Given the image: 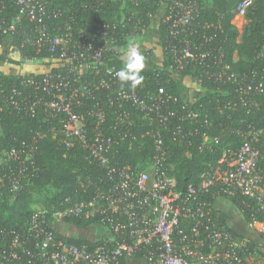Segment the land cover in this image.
<instances>
[{
	"label": "built area",
	"instance_id": "2783aa9c",
	"mask_svg": "<svg viewBox=\"0 0 264 264\" xmlns=\"http://www.w3.org/2000/svg\"><path fill=\"white\" fill-rule=\"evenodd\" d=\"M12 1L18 11L15 23L22 17L34 22L33 31L38 34L39 40L47 41L49 49L58 52L57 61L70 67L68 71L52 72L46 66L38 77L30 74L32 72H14L21 76L18 85L5 87L0 81V99L20 109L17 99L20 96V104L25 102L29 114L42 108L52 117H57L59 126L50 128L52 134L59 131L66 147L78 143L86 149V159L106 169V182L95 184L90 181L95 189L92 198L87 201L69 202L66 198V205L52 211L34 205L27 223L17 230L8 232L0 226V264H128L133 259L144 264H254L252 260L262 248L260 241L235 235L226 222H220L218 209L205 195L211 186L216 187L215 198L230 200L237 194L242 195L252 200L256 211L264 215L261 150L264 148V130H256L250 124L245 131L237 129L236 134L243 137L241 145L234 150L224 149L217 163L201 173L197 185L189 184L184 192L177 191L175 176L167 163L161 128L179 141L185 136L200 134L199 130L184 131L183 127L185 121L199 118L202 119L198 120L200 123L207 124V116L202 115L200 105L196 108L183 105L181 108L184 111L178 112L173 106L178 97L167 92L163 86H158L154 95L145 100L138 93L137 78L129 75L126 79L127 72L114 68L107 69V79L83 77L88 71L98 75L103 67L107 68L108 60L115 55L122 57L131 38L127 36L125 43L116 45L115 25L104 21L94 23L90 35H83L80 30L77 37H73L70 26L51 29L47 24V18H57L61 12L55 9L48 13L46 0ZM253 2L240 0L236 17H244ZM97 5H90L89 8L98 10ZM163 8L160 20L167 24L168 32L165 44L161 46L163 59L176 69L194 62L208 67L209 52H197V47L186 35L191 20L197 16L194 1L171 0ZM125 20L121 17L119 24ZM1 23L0 20L1 33L14 31L13 23L4 27ZM140 34L141 26H137L134 36ZM32 61L20 59L18 67ZM224 69H227L225 64L219 73H212V77L221 82L236 83L240 94H249L253 79L245 84L242 77L227 74ZM195 82L200 86V80L195 79ZM99 88L111 91L107 97L108 104L120 108L115 115L118 125L134 123L129 111L124 108L126 103L139 109L140 119L142 112L143 118L148 121L144 134L153 139L154 155L145 168L139 169L128 163H111L119 142L129 139L131 143L135 135L111 132L110 129L114 131L116 126L105 127L106 114L100 103L87 104L92 93ZM27 90L33 92L32 99L28 98ZM254 90L263 92V83L258 82ZM240 101L246 104L245 99ZM173 120L177 122L173 124ZM202 136L201 146L212 149L206 134L202 133ZM41 137L37 133L30 145L0 150V163L8 160L17 162L8 176L0 174L2 183L8 179L10 190H22L38 170L33 155L35 141ZM65 217L93 219L105 234L90 243H74L69 240L72 238L68 232L57 228V221L71 227L64 221ZM255 223L264 225V220L253 221ZM259 231L264 239V230Z\"/></svg>",
	"mask_w": 264,
	"mask_h": 264
},
{
	"label": "trees",
	"instance_id": "16d2710c",
	"mask_svg": "<svg viewBox=\"0 0 264 264\" xmlns=\"http://www.w3.org/2000/svg\"><path fill=\"white\" fill-rule=\"evenodd\" d=\"M1 1L4 6L0 9L1 24L4 27L13 23L14 31L8 34L0 32V60L18 67L20 59L27 58L35 62L41 61L52 72L68 71L67 68L70 65L57 61L58 52L51 51L47 41L39 40L38 34L33 31L36 24L26 17H22L15 23V16L18 13L15 3L12 0ZM170 1L46 0L45 6L48 13H52L55 9L61 12L60 16L47 18L46 22L51 29L70 26L73 37H77L80 30L83 35H90V32L94 30L92 26L97 21L114 24L117 39L115 44L120 45L126 42L124 38L127 36L132 39V36L136 34L137 26H141V32L146 29L162 6H168ZM193 1L197 16L191 20L186 35L197 47V52H209L208 67L199 66L194 62L182 69H176L162 59L161 63L145 68L128 64L120 55H115L108 60L107 68L103 67L98 75L90 71L83 75L94 80L100 77L106 78L109 77L107 69L114 68V70L127 72L126 79L129 75H133L140 81L138 93L145 100L154 95L158 86H163L167 92L178 97V101L173 104L178 112L184 111L181 108L183 105L192 108L200 105L202 115L207 116V124L200 123L201 121L198 120H202L201 118L183 123L184 131L199 130L200 134L188 135L179 141L172 133L161 128L164 149L167 151V163L175 176L176 189L179 192H184L189 184L197 185L201 173L211 169L217 163L224 149L234 150L241 145L243 137L236 134L237 129L245 131L250 124L256 130H264V90L263 92L254 90L258 82H262L264 86V0H254L247 8L242 27L233 24L236 7L240 0ZM98 3L103 4L98 6ZM90 5H97L99 9L93 10L89 8ZM121 17L127 20L119 24ZM166 28L167 24L159 18L157 33L161 46L165 44L168 36ZM13 53H17L18 56L12 55ZM215 61L220 64L214 65ZM224 64L227 66V69H224L225 73H234L242 77L245 84L253 79L249 94H240L236 83L221 82L212 77L211 74L219 73ZM30 74L38 77L39 73ZM185 78L194 82L195 79L200 80L198 94L194 100H184L180 96L177 81ZM20 79L19 74L6 72L0 74V81L5 87L12 84L18 85ZM26 94L30 96L29 99L34 96L31 90H27ZM110 95L111 91L99 88L92 93L87 104L100 103L106 114L105 127L116 126L114 131L110 129L111 132L135 135L131 143L129 139L119 142L112 154L114 158L111 163H128L143 169L154 155L153 139L150 135L144 134L148 128V121L143 118L142 112L140 119L139 109L131 103H126L124 108L129 111L134 123L118 125L115 115L120 108L108 104L107 97ZM17 99L20 109L13 108L0 99L2 107L0 109V150L30 145L37 133H40L42 137L35 141L36 150L33 157L38 170L30 178V182L22 190L15 192L10 190L7 178L3 183L0 181V226L8 232L17 230L27 223L34 205H40L49 211L60 210L66 205L64 202L66 198L69 202L87 201L93 196L95 189L93 183L106 182V169L89 162L86 159V149L78 143L66 147L63 143V135L59 131L55 135L52 134L50 128L59 126L57 117H52L42 108H37L33 114H29L25 102L20 104V96ZM241 99H245L246 104H243ZM176 122L177 120L172 121L173 124ZM202 133L206 134L212 149L201 146ZM261 150L264 163V148ZM16 163L13 160L0 163V174L5 173L8 176ZM262 167L264 168V164ZM216 196V187L211 186L205 197L214 202ZM230 201L247 224L264 220L263 213L256 211L252 200L237 194ZM216 212L220 222L227 221L225 212L219 209ZM64 221L71 227L101 228L95 225L93 219L65 217ZM230 230L235 235L243 237L233 229L230 228ZM71 238L69 240L77 244L91 241L80 237ZM263 243L264 240L260 243L261 247H264Z\"/></svg>",
	"mask_w": 264,
	"mask_h": 264
},
{
	"label": "crops",
	"instance_id": "0c3cea01",
	"mask_svg": "<svg viewBox=\"0 0 264 264\" xmlns=\"http://www.w3.org/2000/svg\"><path fill=\"white\" fill-rule=\"evenodd\" d=\"M163 6L156 14L157 17H154L153 20H151V24L147 27L145 31H143L140 35H138V39L135 41L128 42L127 46L125 47V50L123 51L122 59L126 61L128 64L137 65L140 67L149 68L153 64H159L162 62V49L160 45V41L158 38L157 33V26L160 16L163 13ZM242 19L243 17H235L233 20V24L237 27H242ZM142 40V41H141ZM149 40V41H147ZM12 55L18 56L17 53H13ZM143 58H142V57ZM0 70L2 72L6 73H24V72H36L40 73L46 70V66L42 64L41 61H32L29 63H26L21 68L15 67L13 65H10L9 63H6L2 60H0ZM179 93L181 98L184 100H194L197 97L199 86L196 82L191 81L187 78L183 80L177 81ZM214 206L215 208L223 211L226 213L227 221L226 223L228 226L236 231L237 233L253 239L255 241H260L262 237H260L256 232L258 233L260 228H257L259 224H255L256 226L253 227L251 224H247L243 218V216L238 212V210L235 208L233 203L229 199L220 198L217 197L214 200ZM250 229H254L255 233H251L249 229H247V226ZM84 229V228H79ZM86 229V228H85ZM92 229V228H91ZM80 238L89 239V240H98V235L91 234L88 232L87 234H81L79 233ZM141 264L140 260H131L128 264Z\"/></svg>",
	"mask_w": 264,
	"mask_h": 264
},
{
	"label": "rangeland",
	"instance_id": "374dc122",
	"mask_svg": "<svg viewBox=\"0 0 264 264\" xmlns=\"http://www.w3.org/2000/svg\"><path fill=\"white\" fill-rule=\"evenodd\" d=\"M155 17H157V15L155 16ZM154 19V17L152 18V20ZM157 19H159V18H157ZM242 24H243V19H242ZM147 29V28H146ZM146 29H144L143 31H145ZM142 31V32H143ZM141 32V33H142ZM138 37L139 36H134L132 39H130V41H135L136 39H138ZM142 41V40H141ZM147 41H149V40H147ZM162 59H163V57H162ZM256 224V223H255ZM57 228L60 230V231H62V232H68V234L71 236V237H73V238H77V237H79V236H77V235H79V233H81V234H87L88 232H90L91 234H96V235H98V237H97V239L98 238H100L101 236H102V234H105V232H104V229H102V228H89V229H79V228H77V227H68V226H65V225H63L60 221H57ZM253 227H255L256 225H254L253 223L251 224ZM247 226V229H249V230H251L250 232L251 233H255V231H254V229L255 228H253V229H250L249 227H248V225H246ZM257 228H260L261 230H264V225H258L257 226ZM256 230V229H255ZM260 232V231H259ZM257 233L256 232V234H258L259 236H261L260 235V233ZM263 238L260 240V243H262L263 242ZM253 261V263L254 264H264V247H262L261 248V251L256 255V257L252 260ZM131 264V263H130ZM141 264H144V263H141Z\"/></svg>",
	"mask_w": 264,
	"mask_h": 264
},
{
	"label": "clouds",
	"instance_id": "9594fccd",
	"mask_svg": "<svg viewBox=\"0 0 264 264\" xmlns=\"http://www.w3.org/2000/svg\"><path fill=\"white\" fill-rule=\"evenodd\" d=\"M142 57V56H141ZM143 58V57H142ZM141 79H143L142 77H141ZM140 81H138L137 83H139Z\"/></svg>",
	"mask_w": 264,
	"mask_h": 264
}]
</instances>
